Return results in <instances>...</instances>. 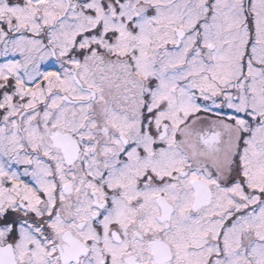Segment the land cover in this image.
I'll list each match as a JSON object with an SVG mask.
<instances>
[{
  "label": "snow or ice",
  "instance_id": "1",
  "mask_svg": "<svg viewBox=\"0 0 264 264\" xmlns=\"http://www.w3.org/2000/svg\"><path fill=\"white\" fill-rule=\"evenodd\" d=\"M0 264H264V0H0Z\"/></svg>",
  "mask_w": 264,
  "mask_h": 264
}]
</instances>
